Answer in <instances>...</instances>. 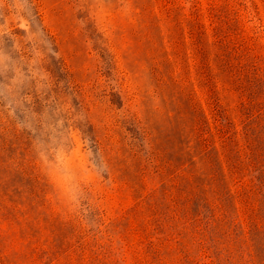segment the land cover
Segmentation results:
<instances>
[{"label":"rangeland","instance_id":"rangeland-1","mask_svg":"<svg viewBox=\"0 0 264 264\" xmlns=\"http://www.w3.org/2000/svg\"><path fill=\"white\" fill-rule=\"evenodd\" d=\"M0 264H264V0H0Z\"/></svg>","mask_w":264,"mask_h":264}]
</instances>
